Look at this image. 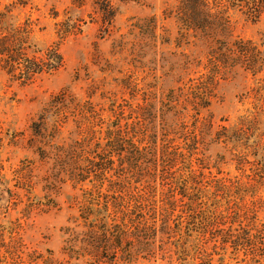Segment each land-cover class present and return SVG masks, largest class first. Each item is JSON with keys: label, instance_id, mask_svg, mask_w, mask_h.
<instances>
[{"label": "trees", "instance_id": "trees-1", "mask_svg": "<svg viewBox=\"0 0 264 264\" xmlns=\"http://www.w3.org/2000/svg\"><path fill=\"white\" fill-rule=\"evenodd\" d=\"M69 4L75 9L89 7L87 17L98 26V31L105 32L113 26L116 9L111 0H69ZM14 9L13 4H0V75L26 84L60 70L62 41L79 34L85 21L72 22L70 18L56 21L53 27L56 42L39 48L32 42L36 24L29 19L13 21ZM234 12L252 22L264 20V0H176L175 10L167 13V17H173L176 22L179 41L188 44L191 37L205 45L204 63L196 61L194 65L201 64L203 72L162 95L161 116L152 104L141 98V105L130 107L129 114H125L122 106L109 110L113 120L103 131H97L102 135L90 150H86V144L94 138L91 126L85 130L89 138L72 141L66 147L54 146L52 160L70 182L74 185L95 182L96 185L91 189L80 187L77 215L69 219L73 225L63 229L58 258L51 250L41 253L28 248L21 226L16 223L7 228L0 225V264H133L140 260L155 261L158 255L162 259L169 244L175 247L178 259L183 260L188 255L185 245L190 239L193 243L189 248L203 254L197 264H213V255L218 256L216 264H229L226 258L234 263L264 264V198L254 199L264 185V164L259 166L248 161V154L242 151L251 147L264 149V75L261 84L251 90L252 112L238 117L232 127L220 125L213 131L211 116H202L209 110L218 79H224L236 69L252 78L264 72L261 46L232 36L230 18ZM51 16L56 19L58 15L53 12ZM142 20V24L135 23L133 28L142 35L154 37V19ZM182 56L181 66L185 70L191 62ZM85 102L87 105L79 104L66 90L52 95L37 119L30 123V138L51 149L50 142L60 134L59 118L65 114L78 115L91 125L98 114ZM168 114L170 124L166 125ZM50 116L56 117L52 124L48 123ZM187 116L191 118L190 125L184 121ZM169 127L179 128L164 131ZM251 137L255 141L247 145ZM174 138L181 139L183 145H174ZM208 143L230 144L235 169L244 171V166L250 164L249 170L257 179L245 177L254 183L242 184L236 179L211 176L210 169H216V161L195 158L193 162L198 149ZM237 147L242 150L235 152ZM35 150L40 160L52 156L51 152L45 155L41 147ZM251 155L255 156V152ZM204 170L210 175L208 181ZM2 171L0 161V180ZM110 172L112 175L107 177ZM23 173L25 169L21 166L15 169L13 187L28 190L30 186ZM219 173L216 169V174ZM156 179L160 186L158 199ZM104 181L107 188L102 192ZM247 197L249 200L245 201ZM32 208L28 202L23 211L29 214ZM176 236L177 240L172 243ZM205 246H210L211 253L206 252Z\"/></svg>", "mask_w": 264, "mask_h": 264}, {"label": "rangeland", "instance_id": "rangeland-1", "mask_svg": "<svg viewBox=\"0 0 264 264\" xmlns=\"http://www.w3.org/2000/svg\"><path fill=\"white\" fill-rule=\"evenodd\" d=\"M116 9V17L112 27L105 32L98 31V26L91 23L87 17L89 7L84 9L72 8L69 0H0L1 5L13 4L14 20L19 22L29 19L36 24L32 35V42L39 48H44L52 42H56L54 23L70 18L72 22L83 19L85 24L81 26V32L75 36H69L60 45V53L63 58V67L52 75H44L33 81L20 84L8 80L0 75V161L3 166L0 180V225L7 228L19 223L22 230V238L26 246L38 252L45 253L51 250L55 257H59V250L63 240V229L72 226L70 217L77 215L78 200L80 199V187L91 189L92 184L85 182L82 185H74L67 176L56 166L52 160L54 146L66 147L72 141L89 138L85 131L90 127L94 131V138L87 143L86 150H90L95 141L101 137L106 126H110L113 120L109 110L122 106L125 114L131 113V108L136 104L141 105V98L145 103L152 104L158 115H163L160 101L162 95L168 89H175L187 82L189 78H196L203 72L201 64L194 66L196 61L204 63L205 45L188 37V44L178 40V26L173 17H167V13H173L176 0H111ZM57 13V18H52V13ZM93 16H95L93 14ZM143 18H153L155 36L147 37L133 28L135 23L142 24ZM230 30L232 36L249 39L261 46L264 51V20L252 22L238 12H234L230 18ZM40 29V31H39ZM163 41H167L165 44ZM179 45V47L177 46ZM183 55L189 58L191 65L187 69L181 66ZM262 75L252 78L249 74L236 69L230 72L224 79H218L214 86V97L210 103L208 112L213 121L212 130L220 125L230 128L240 116L252 112V89L261 84ZM66 90L78 101L79 104L89 102L93 110L98 114L88 125L78 115L65 114L60 116V134L50 145L42 147L41 144L30 138L29 125L37 119V115L45 103L54 94ZM87 105V104H86ZM160 109L162 111H160ZM135 110V109H134ZM85 112V110H84ZM87 115V113H85ZM133 115V114H132ZM170 114L165 116L166 125L170 124ZM55 116L48 117V123L52 124ZM131 122V119L128 122ZM190 125L191 118H184ZM123 123V121L121 122ZM158 146L160 138L159 121L157 122ZM262 130L263 125L259 126ZM179 127L164 129L178 130ZM190 128V127H188ZM170 138V133L168 134ZM209 142V138H206ZM254 137L247 141V145H253ZM99 142V141H98ZM264 143V136H263ZM173 144L182 146L181 139L174 138ZM45 149L52 156L49 159L40 160L35 153V148ZM47 149V150H46ZM231 145L222 143H208L200 147L195 158L208 159L210 163L216 161V169L211 168V176L236 179L244 184L245 175H252L250 164L244 166V171L235 169L232 160ZM242 150L237 147L236 151ZM185 154V150L181 149ZM231 151V152H230ZM247 155V160L258 164H264V149L253 147L242 150ZM255 152V156L251 155ZM51 158V159H50ZM192 162V163H193ZM83 163V162H80ZM148 165V164H147ZM25 169V179L30 188L28 190L16 189L15 169ZM181 164L177 167L180 169ZM194 167L195 164H192ZM195 169V167H194ZM181 174V171L179 172ZM205 180L208 181V172L203 171ZM112 172L106 174L107 177ZM178 176V172H176ZM175 176V174H174ZM257 179L256 176H254ZM264 178V175H263ZM111 179H115L111 177ZM132 185V180L129 181ZM157 189L156 199L159 197V180H155ZM107 188V182H103L101 191ZM140 189V186H138ZM10 191V193H9ZM9 193V194H8ZM10 195H12L10 197ZM264 198V185L256 194ZM247 197L245 201H248ZM31 202L33 210L26 214L23 211L25 204ZM48 205V206H45ZM178 236L171 242L175 243ZM192 239L186 242L188 255L183 260L178 259L175 247L172 244L166 246V253L162 259L159 255L155 261H138L133 264H197L203 259V254L189 248ZM176 246L178 247L177 243ZM207 253H211L210 246L204 247ZM203 248V249H204ZM178 249V248H177ZM240 257V256H239ZM218 256H212V263H217ZM229 264H244L230 262ZM6 264V263H2Z\"/></svg>", "mask_w": 264, "mask_h": 264}]
</instances>
